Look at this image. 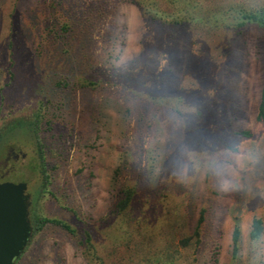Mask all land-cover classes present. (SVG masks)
<instances>
[{
  "label": "rangeland",
  "instance_id": "obj_1",
  "mask_svg": "<svg viewBox=\"0 0 264 264\" xmlns=\"http://www.w3.org/2000/svg\"><path fill=\"white\" fill-rule=\"evenodd\" d=\"M167 2L0 0V173L73 228L15 264H264V0Z\"/></svg>",
  "mask_w": 264,
  "mask_h": 264
},
{
  "label": "water",
  "instance_id": "obj_2",
  "mask_svg": "<svg viewBox=\"0 0 264 264\" xmlns=\"http://www.w3.org/2000/svg\"><path fill=\"white\" fill-rule=\"evenodd\" d=\"M26 182L0 183V264H15L33 235Z\"/></svg>",
  "mask_w": 264,
  "mask_h": 264
},
{
  "label": "trees",
  "instance_id": "obj_3",
  "mask_svg": "<svg viewBox=\"0 0 264 264\" xmlns=\"http://www.w3.org/2000/svg\"><path fill=\"white\" fill-rule=\"evenodd\" d=\"M159 2V0H156ZM168 1L167 3H171L174 4L175 8H177V12L179 13H185L187 11V9L192 8V7H197L199 4L198 0H165ZM194 2L192 5L191 3ZM191 5V6H190ZM220 12L222 10L225 11V13L228 11L230 12V14L232 12L235 13V15L237 16H241V18L243 19L241 22L238 23L239 26L245 25L248 22H254L256 24H258L261 27H264V13H259V12H248L246 11L244 8L240 7H233L231 5H225L222 6L220 8ZM159 8L156 7L154 9L155 11H158ZM179 20L183 19V17H178ZM257 118L259 120H263L264 119V93L262 95V100L260 103V107H259V113ZM30 128L35 131L36 135L38 136L39 139V128H40V119L37 117V119L35 121H33L30 125ZM245 134H249V132H244ZM41 156L42 153L45 151V147L44 145H41ZM48 177L46 176V183H47ZM47 184H45L46 186ZM44 186V188H45ZM45 192V190L43 191ZM133 195H134V189L133 188H127L126 190H124L123 195L121 197V199L118 201V208H116L119 211L125 210L131 203L132 199H133ZM204 212L205 210L202 209L201 211V215L200 218L198 220L197 223V227H196V233L199 234L200 233V227L203 223V221L205 220V216H204ZM33 213V217L32 219H34V223H33V228L34 231L35 230H40L46 223L48 222H53V223H57L59 225H62L63 227L67 228L68 230L73 231V228L66 222L62 221V220H58V219H51L48 217H43L40 218L38 217L37 212H34V210H32ZM264 231V222L262 220V218L260 217H254L253 222H252V229L250 232V236L252 239H256L259 238ZM241 239H242V231L240 228L239 224H236L234 229H233V234H232V244H233V256H237L239 249H240V243H241Z\"/></svg>",
  "mask_w": 264,
  "mask_h": 264
},
{
  "label": "flooded vegetation",
  "instance_id": "obj_4",
  "mask_svg": "<svg viewBox=\"0 0 264 264\" xmlns=\"http://www.w3.org/2000/svg\"><path fill=\"white\" fill-rule=\"evenodd\" d=\"M21 156L24 158L26 156L25 153H23V155H21L20 153H16V151H13V154L9 155L8 158H7V162H9V159H14L15 161L19 160L21 158ZM11 170H7L3 173H0V183L1 182H5V181H12V182H16V181H13V179L9 176V174H11L10 172ZM20 182V181H19ZM26 182V181H25ZM27 183V182H26ZM28 184V183H27ZM26 193L28 194V197H27V201L29 202V206H32V195L31 193L28 192V188L26 190ZM31 208V207H30ZM32 217H33V213L31 212L30 210V218H31V221H32Z\"/></svg>",
  "mask_w": 264,
  "mask_h": 264
},
{
  "label": "clouds",
  "instance_id": "obj_5",
  "mask_svg": "<svg viewBox=\"0 0 264 264\" xmlns=\"http://www.w3.org/2000/svg\"><path fill=\"white\" fill-rule=\"evenodd\" d=\"M220 166V164L219 163H217L216 165H214V167H219Z\"/></svg>",
  "mask_w": 264,
  "mask_h": 264
}]
</instances>
